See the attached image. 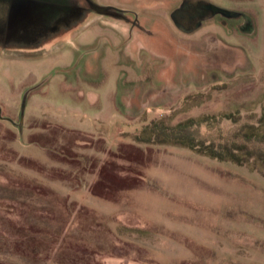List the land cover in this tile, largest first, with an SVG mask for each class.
Instances as JSON below:
<instances>
[{"label": "rangeland", "instance_id": "obj_1", "mask_svg": "<svg viewBox=\"0 0 264 264\" xmlns=\"http://www.w3.org/2000/svg\"><path fill=\"white\" fill-rule=\"evenodd\" d=\"M80 1L42 4L36 25L42 7L23 18L0 0V264H264V157L239 166L134 138L210 116L208 143L244 125L264 144V0H211L243 12L245 33L216 17L191 35L172 26L175 40L145 0ZM149 1L189 30L204 16Z\"/></svg>", "mask_w": 264, "mask_h": 264}, {"label": "trees", "instance_id": "obj_2", "mask_svg": "<svg viewBox=\"0 0 264 264\" xmlns=\"http://www.w3.org/2000/svg\"><path fill=\"white\" fill-rule=\"evenodd\" d=\"M221 118L234 120L232 115L226 114ZM213 119L216 120L215 117L210 116H203L198 118L190 117L188 119L179 121L175 125L171 123V119V121L169 119L159 121L153 120L143 129L139 136H136L134 138L135 141L137 140L138 142L147 145H173V147L188 148L198 154L208 156V158L210 159L231 162L239 166L249 165L253 160L252 158H256V161L260 160L259 158L264 157V149L262 148V145L264 144L260 139L261 135L258 131L259 129L254 130V127H246L244 125L241 126V140H234V142L225 141L220 143H208L206 137L201 133L200 129L204 124L209 128V123ZM248 129H252L253 131H248ZM63 137L65 139V142L73 143L71 142L70 138H67V136L64 135ZM62 149L65 151V153L62 154L65 155L67 153L66 146L60 147L59 153ZM119 152L121 154L127 152L124 150V145H120ZM126 161L131 164L135 163L136 160L132 157H129ZM130 166L133 167L132 165ZM105 172H107V168L101 171L100 175L102 177L99 181L102 182V178L104 179Z\"/></svg>", "mask_w": 264, "mask_h": 264}, {"label": "flooded vegetation", "instance_id": "obj_3", "mask_svg": "<svg viewBox=\"0 0 264 264\" xmlns=\"http://www.w3.org/2000/svg\"><path fill=\"white\" fill-rule=\"evenodd\" d=\"M42 2H49L50 4H54V3H57V4H62V5H65V2L67 0H40ZM197 2L200 4V8H201V11L204 12V16L202 17V19L200 20V22H198V25L197 27L194 29V30H189L188 28H186V26L184 25H179V24H176L175 21L172 20L171 18V14H172V8H170V6H163L162 5H157L156 2H153L151 3L149 0H145L144 1V4H143V7L144 5H147L146 7H144L145 9H148L145 14H143L144 18L145 19H148V22H150V24L153 25V22L155 23L158 19V21H162L167 27H168V38L169 40H172L173 37H172V30L170 29L172 26L175 27L179 32H181L182 34L184 35H191L192 33H196L198 32L201 28L204 27V25L208 22V21H212L213 19H215L216 17L219 18V21H229V22H233V21H238L239 24H238V28L244 32L243 30L246 28L247 30V25L244 21L246 16L243 15V12H240V11H235V10H229L228 8L226 7H220L218 5H215L214 3H212L211 0H182L180 3H179V7L178 9L184 7L185 5H190L192 2ZM241 1V0H240ZM52 2V3H51ZM78 3V2H77ZM75 3V4H77ZM79 3H83L82 1H80ZM74 4V5H75ZM83 4H86L88 5L89 7H91V4H96V5H106V6H111L112 7V1H108V2H103V1H96V0H88L86 1L85 3ZM48 5V4H47ZM55 8H58L57 6L53 5ZM32 7V6H31ZM48 7V6H47ZM45 7L42 6L41 9H38L40 12H37L38 14L37 15V22H36V25H39L41 22V19L43 18V11H44ZM47 9V8H46ZM162 10H164V12H162ZM168 10H170L171 12L168 13ZM177 10V9H176ZM31 11V9H30ZM29 11V12H30ZM207 11V13H206ZM162 12V13H161ZM173 14H175L173 12ZM155 15H158L159 17H157L158 19H154ZM108 16V15H107ZM29 17V16H28ZM27 17V18H28ZM115 17V15L111 14L109 17H105V19L107 20H111L113 21V18ZM103 18V17H102ZM241 21V22H240ZM243 21V23H242ZM29 22V21H26V23ZM31 22V21H30ZM32 23V22H31ZM117 24L119 22H116ZM123 23H125L127 26L129 24V21H127L126 19L123 20ZM120 22V24H123ZM34 24V23H33ZM124 25V24H123ZM185 27V28H184ZM131 29V28H130ZM134 29V28H132ZM136 32H139V31H136ZM134 32V34L136 33ZM128 33V32H127ZM126 33V34H127ZM245 33V32H244ZM130 34H132L130 32ZM146 34V33H145ZM147 35V34H146ZM131 37V36H130ZM138 37H136L135 40H138L137 39ZM175 40V38L173 39ZM113 42V40H111V43ZM137 45L138 42H136ZM120 46V45H119ZM126 48V46L124 47ZM142 49V48H141ZM165 70V68L163 69ZM162 70V71H163Z\"/></svg>", "mask_w": 264, "mask_h": 264}, {"label": "water", "instance_id": "obj_4", "mask_svg": "<svg viewBox=\"0 0 264 264\" xmlns=\"http://www.w3.org/2000/svg\"><path fill=\"white\" fill-rule=\"evenodd\" d=\"M18 4H20V6ZM33 4L38 5V8H39V7H42L41 5L44 3L37 2L36 0H12V11L14 10L13 8H15V5H17L19 14L22 15L23 18H27L28 16H30L28 15V12L30 11L29 7H31ZM91 7H100L101 13L107 12L106 10L102 9L103 7L101 5L91 4ZM24 107H25V104H23V110H22L23 114H24V109H25ZM22 117H24V115Z\"/></svg>", "mask_w": 264, "mask_h": 264}, {"label": "crops", "instance_id": "obj_5", "mask_svg": "<svg viewBox=\"0 0 264 264\" xmlns=\"http://www.w3.org/2000/svg\"><path fill=\"white\" fill-rule=\"evenodd\" d=\"M36 1H37V2H40V3L42 2V1H40V0H36ZM43 3L48 4V5L50 4L49 2H47V3H46V2H43ZM51 3H52V2H51ZM52 5H55V6L59 7V6H61L62 4L60 5V4H57V3H54V4L52 3Z\"/></svg>", "mask_w": 264, "mask_h": 264}]
</instances>
